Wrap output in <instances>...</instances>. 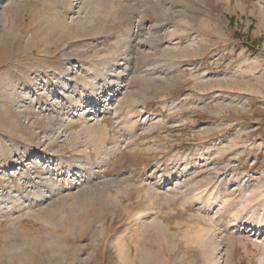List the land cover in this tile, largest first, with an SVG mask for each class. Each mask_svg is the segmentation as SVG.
I'll return each mask as SVG.
<instances>
[{
	"label": "rangeland",
	"instance_id": "obj_1",
	"mask_svg": "<svg viewBox=\"0 0 264 264\" xmlns=\"http://www.w3.org/2000/svg\"><path fill=\"white\" fill-rule=\"evenodd\" d=\"M0 264H264V0H0Z\"/></svg>",
	"mask_w": 264,
	"mask_h": 264
}]
</instances>
